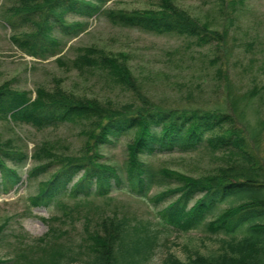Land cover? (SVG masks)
<instances>
[{"label": "trees", "instance_id": "1", "mask_svg": "<svg viewBox=\"0 0 264 264\" xmlns=\"http://www.w3.org/2000/svg\"><path fill=\"white\" fill-rule=\"evenodd\" d=\"M16 1L1 18L12 31V45L37 61L60 55L91 20L102 17L116 27L182 37L200 47L225 42V34L173 0H150L158 9L144 12L113 9V0ZM71 64L80 72L106 71L115 85L142 98L131 69L100 48L83 49ZM129 107L131 111L111 110L59 90L38 87L34 96L10 83L0 86V120L38 131L78 126L91 144L81 157L58 158L43 147L30 154L11 140L0 143V194L34 188L30 207L54 204L64 212L45 219L49 229L39 238L2 224L0 250L11 249V258H0V264H151L171 233L200 228L224 237L219 254H195L184 262L168 252L161 264H264V159L235 118L220 110L168 109L148 100ZM130 136L123 166L111 164L102 149L117 148ZM202 148L221 153L228 165L195 178L146 161ZM115 192L149 200L162 229L93 207L94 200Z\"/></svg>", "mask_w": 264, "mask_h": 264}, {"label": "rangeland", "instance_id": "2", "mask_svg": "<svg viewBox=\"0 0 264 264\" xmlns=\"http://www.w3.org/2000/svg\"><path fill=\"white\" fill-rule=\"evenodd\" d=\"M173 2L201 23L225 34V42L200 47L182 37H159L116 27L102 17L91 20L88 30L69 42L60 55L37 61L12 45L10 28L1 18L17 1L0 0V86L10 83L12 88L30 91L34 96L38 87L48 92L59 90L119 111H131L129 106L140 107L144 100L168 109L224 111L235 118L237 127L245 131L264 159V0ZM109 5L126 12L158 9L150 0H113ZM88 47L100 48L126 64L137 84L142 86V98L115 85L106 71L74 69L71 62ZM82 131L73 125L38 131L30 125L0 120V143L11 140L30 154L43 147L58 158H77L91 145ZM132 140L130 136L117 148H103L102 154L112 160L111 164L123 166L128 155L127 145ZM146 161L195 178L228 165L221 153H212L207 148L187 154L159 155ZM34 194L35 189L26 191V186L1 193L0 226L6 223L8 231L25 232L30 238L44 236L49 229L45 219L60 217L64 212L54 204L30 207L29 197ZM94 201L93 207H102L109 214L117 211L120 216L162 229L158 225L157 209L149 200L115 192L108 199ZM66 202L74 204L71 199ZM228 207L223 205L217 215ZM221 240L223 236H213L204 228L189 233L173 232L165 243L163 240L166 245L157 249L151 264H161L168 252L184 262L195 254H219ZM9 253L11 249H1L0 258H11Z\"/></svg>", "mask_w": 264, "mask_h": 264}]
</instances>
